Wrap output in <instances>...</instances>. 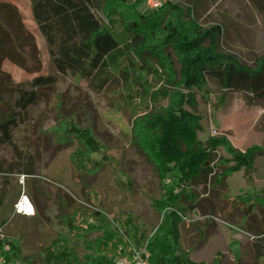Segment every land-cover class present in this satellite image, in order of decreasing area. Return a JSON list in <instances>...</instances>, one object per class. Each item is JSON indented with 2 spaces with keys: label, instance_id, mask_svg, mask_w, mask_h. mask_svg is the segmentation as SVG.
<instances>
[{
  "label": "rangeland",
  "instance_id": "374dc122",
  "mask_svg": "<svg viewBox=\"0 0 264 264\" xmlns=\"http://www.w3.org/2000/svg\"><path fill=\"white\" fill-rule=\"evenodd\" d=\"M165 5L169 8L164 24L169 20H194L203 29L219 24L223 28L221 50L251 66L264 56L262 0H167ZM172 6L176 7L170 9ZM137 8L146 14L155 12L147 8L145 0H138ZM97 13L110 23L106 11ZM120 15L112 17L118 33L123 28ZM168 51L179 70L176 53L171 46ZM48 75L56 81L34 85L35 78ZM142 76L154 90L163 85L171 87L153 73L143 71ZM116 87L118 84L115 90L99 91L87 77L58 71L33 15V0H0V112H19L12 128L13 141L6 142L0 135V257L5 264L9 263L7 254L12 264H65L60 260L49 263L46 257L49 247L58 252L67 244L74 247L80 259L76 264H115L117 249L99 252L83 242H94L103 235L101 229L90 230L98 222L91 217L97 206L110 219L111 228L119 224L123 231L127 225L124 222L130 221L127 248L142 247L155 232L161 215L152 204V196H161L163 190L155 165L132 143L133 121L152 104L149 98L134 92L142 87L140 81ZM33 89L38 92V101L21 111L16 105L21 91ZM196 98L195 110L202 117V141L226 136L243 152L253 145L264 148L262 98L245 90L225 89L211 78L208 91H197ZM83 134L93 136L102 147L100 151L92 152ZM80 153L79 169L73 155ZM230 157L226 147L220 146L212 164L222 172L234 164L223 162ZM30 166L34 173L29 175L25 169ZM87 185L98 192L92 203ZM208 190L211 193L201 195L200 211L191 213L181 224V246L198 263L255 262L256 236L246 226L241 210L253 200L245 197L264 192V151L255 156L251 172L245 168L233 171L223 184L208 186ZM25 195L33 205L28 213L17 210ZM79 208L85 211L83 216L77 215V220L74 213ZM71 214L78 225L73 230L62 219ZM252 220L257 227L258 217ZM100 256L106 258L104 262Z\"/></svg>",
  "mask_w": 264,
  "mask_h": 264
},
{
  "label": "trees",
  "instance_id": "16d2710c",
  "mask_svg": "<svg viewBox=\"0 0 264 264\" xmlns=\"http://www.w3.org/2000/svg\"><path fill=\"white\" fill-rule=\"evenodd\" d=\"M137 1L33 0V15L58 71L87 77L99 91L115 90V84H118L116 88L129 87L140 81L142 87L134 92L143 99L149 98L152 108L133 121L132 143L155 165L163 190L161 196H152V204L161 220L155 232L146 239L151 253L150 262L204 264L196 262L181 246V224L191 213L200 211L201 195L211 193L208 186L223 184L231 172L242 168L251 172L255 156L264 148L253 145L243 152L234 147L226 136H212L202 141L199 138L202 117L195 110L198 104L196 92H207L211 78L225 89L245 90L264 100V56L255 66L243 63L236 55L221 50L223 28L219 24L208 29H203L194 20L190 23L169 20L164 24L167 5L146 14L137 8ZM262 4L264 7V0ZM97 10L106 11L110 23L100 17ZM120 13L119 21L123 28L118 33L112 17ZM170 46L181 64L179 70L174 67V59L168 51ZM143 71L164 79L171 87L163 85L154 90L148 78L142 76ZM55 81L52 75L39 76L35 78L34 85L41 87ZM130 94L134 96L133 92ZM38 99L36 90H22L16 105L25 111ZM163 99L167 102L164 103ZM147 107L150 108L149 103ZM0 113V135L11 143L12 128L19 112L14 109ZM73 130L80 134L77 128ZM82 137L92 147V152L102 148L93 136L83 134ZM220 146H225L231 155L223 162H234L222 172L212 164L215 150ZM81 159V153L73 155L79 169L82 168ZM25 171L33 174L34 167L30 166ZM201 185L203 188L199 190ZM87 189L92 203L91 199L99 197L97 189L90 185ZM249 197L253 200L247 202L241 211L245 214L246 226L256 236V261L251 264H264V192L261 196L256 194L245 198L248 200ZM97 207L91 217L98 222L92 224L90 230L101 229L103 235L94 242L86 239L83 242L99 252L114 248L119 253L120 245H130V221L124 222L127 225L123 231L119 224L111 228L110 219L102 215V208ZM234 208L240 209L239 206ZM84 211L83 208L76 209L75 217L83 216ZM75 217L73 214L62 217L70 230L78 227V216ZM255 217L259 219L257 227L252 222ZM207 218L210 220L209 216ZM7 257L8 264H12L8 254ZM46 258L49 263L60 260L65 264H76L80 260L74 247L68 244L58 252L49 247ZM105 259L100 256L102 262ZM235 264L249 263L238 260Z\"/></svg>",
  "mask_w": 264,
  "mask_h": 264
},
{
  "label": "built area",
  "instance_id": "2783aa9c",
  "mask_svg": "<svg viewBox=\"0 0 264 264\" xmlns=\"http://www.w3.org/2000/svg\"><path fill=\"white\" fill-rule=\"evenodd\" d=\"M167 0H145V5L148 9L156 11L160 9ZM170 181V180H168ZM32 204L31 200L27 195H25L17 204V210L19 212L28 213L30 210L27 209V202ZM33 210V205H32ZM118 257L115 260V264H151V253L147 249V241L142 247H126L125 245H120ZM6 260L0 257V264H5Z\"/></svg>",
  "mask_w": 264,
  "mask_h": 264
},
{
  "label": "bare ground",
  "instance_id": "6f19581e",
  "mask_svg": "<svg viewBox=\"0 0 264 264\" xmlns=\"http://www.w3.org/2000/svg\"><path fill=\"white\" fill-rule=\"evenodd\" d=\"M25 201L27 202V209L32 211V204L29 203L28 199H25Z\"/></svg>",
  "mask_w": 264,
  "mask_h": 264
}]
</instances>
